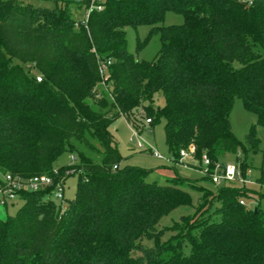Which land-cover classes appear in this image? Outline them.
I'll return each mask as SVG.
<instances>
[{
    "label": "trees",
    "instance_id": "obj_1",
    "mask_svg": "<svg viewBox=\"0 0 264 264\" xmlns=\"http://www.w3.org/2000/svg\"><path fill=\"white\" fill-rule=\"evenodd\" d=\"M74 5L89 10L92 4ZM74 5L0 0V173L56 182L78 176L66 206L51 198L53 187L21 193L23 205L0 220V264H264V210L241 205L251 190L239 184L204 190L203 207L161 242L160 221L194 205L184 185L203 188L179 175L166 186L148 182L150 171L122 165L110 132L122 116L140 132L144 118L152 127L164 120L175 161L191 144L199 160L206 154L213 162L240 150L258 152L264 0L97 1L101 9H91L83 22L73 17ZM168 12L184 23L157 26ZM145 25L161 41L153 61L127 50L126 28ZM108 61L103 79L100 64ZM160 93L165 104L155 107ZM236 99L257 117L246 145L231 125ZM80 147L101 153V163ZM67 150L81 164L55 170ZM240 167L245 177L247 162ZM258 183L264 186V176ZM215 203L218 220L209 214Z\"/></svg>",
    "mask_w": 264,
    "mask_h": 264
},
{
    "label": "rangeland",
    "instance_id": "obj_2",
    "mask_svg": "<svg viewBox=\"0 0 264 264\" xmlns=\"http://www.w3.org/2000/svg\"><path fill=\"white\" fill-rule=\"evenodd\" d=\"M26 3H31L35 7L41 8H53L57 3L63 4L64 2H73V5L77 0H24ZM106 0H99V2H105ZM75 6V5H74ZM73 17L77 21H85L87 17V10L85 7L77 9L75 6L73 8ZM184 23V17L182 15L168 12L165 20L157 26H173L182 25ZM153 26H140L138 28L128 27L126 28L127 33V50L137 56L140 61H153L157 58L160 49L161 41L158 34L151 37L150 33ZM140 44V48L138 45ZM237 66L239 64L237 63ZM27 69L31 70L32 75H37V72L32 70L30 66H26ZM165 104L164 96L160 93L156 96L155 107H163ZM144 115L145 111H140ZM257 122V117L248 112L244 108L243 101L241 99H236L234 108L231 114V125L235 136L246 145V137L253 125ZM140 138L146 143V147H151L158 151L164 159H158L152 155L151 152L143 151L139 148V139L136 135L137 128L128 123L125 117L118 118L111 126L110 132L113 135L121 156L123 157L122 165L131 166L140 169L150 171L147 181L150 183H157L162 186L170 185L171 181L176 176H181L184 178H190L192 181L200 188L194 190L184 185V189L192 194L193 196V207H180L174 210L170 215L164 217L158 226V229L165 230L161 236V242L169 240L172 236L178 234L176 226H184V216L192 215L193 217L196 211L203 207V198L205 197L204 190L216 191L218 186L211 183L210 180L206 179L205 176L200 173L202 170L200 165L186 164L188 168H184L176 163H173V154L170 153L169 148L166 143L165 134V121L162 120L161 123L152 127L146 124L145 118L140 123ZM257 138L260 140L259 151L247 152V154L240 150L237 155L227 154L220 159V164L228 165L235 164L241 166L245 161L247 162L248 175L250 177L251 183L247 184V189L251 190L248 197L244 198L245 206L249 210H255L260 207L264 210V186L258 183V179L264 176V127L257 126ZM101 150V148L99 147ZM80 152L86 153L95 163H101L102 154H94L88 152L85 148L80 147ZM75 159V160H74ZM80 165L81 160L77 154H72L70 151L64 152L54 163V169H60L61 167L68 165ZM78 182V176H71L67 179L65 183V199L63 205L75 198L76 186ZM23 205V201H17L15 206L10 207H0V220H6L8 216H13ZM219 204L215 203L209 214L213 216V219L218 220L219 214L217 212V206ZM154 241L144 240L142 244L145 247H154ZM135 257L141 255L140 252H135L133 254Z\"/></svg>",
    "mask_w": 264,
    "mask_h": 264
},
{
    "label": "built area",
    "instance_id": "obj_3",
    "mask_svg": "<svg viewBox=\"0 0 264 264\" xmlns=\"http://www.w3.org/2000/svg\"><path fill=\"white\" fill-rule=\"evenodd\" d=\"M97 1L99 0H91V9H101V6L95 5ZM91 9L87 10V17ZM110 64V61H108L107 63L102 62L100 64V74L103 79H106L107 77V68ZM37 81H41L40 76H38ZM102 84L104 86V83ZM145 122L146 124L150 125L151 119H146ZM135 131L139 139L138 145L140 149H142L143 151L151 152L152 155L158 159H164V157L158 151L154 150L151 147H146V143H144L140 138V131ZM196 153L197 150L195 145L191 144L188 148L182 149L180 151V158L178 161H175L174 159L172 161L173 163L186 168H188V166L186 165L187 163H197V165H200L202 169L200 173H202L204 176L209 177L212 181V184L218 187L235 184L247 186L248 183H251L248 174L245 177L243 176L240 166H237L235 164L222 165L220 164V162H213L206 154H203L202 158L199 160L196 157ZM70 172L73 171H69L67 174H69ZM65 183L66 181L64 179L56 182L54 178L47 175L24 179L9 173H0V207H14L15 203L18 200H21V193L23 192H38L41 190H46L50 187H53L51 198L57 203H63L65 199ZM240 203L241 205L245 206L244 200H241Z\"/></svg>",
    "mask_w": 264,
    "mask_h": 264
},
{
    "label": "crops",
    "instance_id": "obj_4",
    "mask_svg": "<svg viewBox=\"0 0 264 264\" xmlns=\"http://www.w3.org/2000/svg\"><path fill=\"white\" fill-rule=\"evenodd\" d=\"M185 168V167H184ZM187 169V168H186ZM188 179H190V178H188Z\"/></svg>",
    "mask_w": 264,
    "mask_h": 264
},
{
    "label": "water",
    "instance_id": "obj_5",
    "mask_svg": "<svg viewBox=\"0 0 264 264\" xmlns=\"http://www.w3.org/2000/svg\"><path fill=\"white\" fill-rule=\"evenodd\" d=\"M255 212H257V210H255Z\"/></svg>",
    "mask_w": 264,
    "mask_h": 264
}]
</instances>
